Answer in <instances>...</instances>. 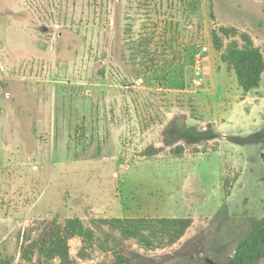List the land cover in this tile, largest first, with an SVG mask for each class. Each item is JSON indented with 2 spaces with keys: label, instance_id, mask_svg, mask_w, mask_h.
<instances>
[{
  "label": "rangeland",
  "instance_id": "rangeland-1",
  "mask_svg": "<svg viewBox=\"0 0 264 264\" xmlns=\"http://www.w3.org/2000/svg\"><path fill=\"white\" fill-rule=\"evenodd\" d=\"M222 26L264 50V0H0V264H60L38 243L68 218L94 232L71 239L77 264L120 247L139 264H239L264 217V74L242 89ZM115 217L193 223L148 251L93 226Z\"/></svg>",
  "mask_w": 264,
  "mask_h": 264
},
{
  "label": "trees",
  "instance_id": "trees-1",
  "mask_svg": "<svg viewBox=\"0 0 264 264\" xmlns=\"http://www.w3.org/2000/svg\"><path fill=\"white\" fill-rule=\"evenodd\" d=\"M213 35L215 49L222 51L223 61L235 71L242 89L249 92L260 87L264 74V50L254 45L246 33L240 35V41L235 39L236 32L227 27H219L213 31ZM224 38H232L226 47ZM159 150L151 146L147 154L150 155ZM182 150V147H177L175 153H180ZM192 223L193 220L189 217H115L93 221V226L101 229L102 225H108L112 232L120 233L118 239L113 233L108 234L117 243H123L124 240H135L140 246L151 251L170 248L178 243L186 235ZM93 234L92 228L86 227L80 219L68 218L63 225L55 224L51 227L49 233L40 240L38 243L39 254L48 262L57 260L60 264H77L71 255V239L76 237L91 238L94 236ZM263 248L264 217L251 235L237 247L235 255L239 264H257ZM113 253V261L107 264H139L125 253L124 247L113 250Z\"/></svg>",
  "mask_w": 264,
  "mask_h": 264
},
{
  "label": "built area",
  "instance_id": "built-area-1",
  "mask_svg": "<svg viewBox=\"0 0 264 264\" xmlns=\"http://www.w3.org/2000/svg\"><path fill=\"white\" fill-rule=\"evenodd\" d=\"M207 51V47L203 46L201 49L194 55V71H195V81L198 85L204 83V53Z\"/></svg>",
  "mask_w": 264,
  "mask_h": 264
}]
</instances>
